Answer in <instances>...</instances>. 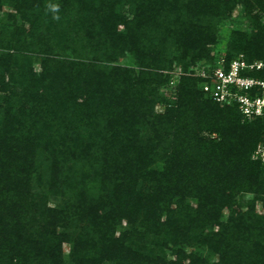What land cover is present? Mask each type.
<instances>
[{
	"label": "trees",
	"instance_id": "trees-1",
	"mask_svg": "<svg viewBox=\"0 0 264 264\" xmlns=\"http://www.w3.org/2000/svg\"><path fill=\"white\" fill-rule=\"evenodd\" d=\"M6 4L0 264H264V166L251 158L264 122L185 74L212 60L235 11L226 60L264 59V0Z\"/></svg>",
	"mask_w": 264,
	"mask_h": 264
},
{
	"label": "built area",
	"instance_id": "built-area-1",
	"mask_svg": "<svg viewBox=\"0 0 264 264\" xmlns=\"http://www.w3.org/2000/svg\"><path fill=\"white\" fill-rule=\"evenodd\" d=\"M186 73L180 67L165 71L177 77L188 74L200 78L204 94L221 106H235L242 122L259 119L264 122V59L249 61L239 53L230 60L204 62ZM251 158L264 166V132Z\"/></svg>",
	"mask_w": 264,
	"mask_h": 264
},
{
	"label": "rangeland",
	"instance_id": "rangeland-1",
	"mask_svg": "<svg viewBox=\"0 0 264 264\" xmlns=\"http://www.w3.org/2000/svg\"><path fill=\"white\" fill-rule=\"evenodd\" d=\"M13 10L6 5H4L2 7V9H0V24L2 23H9L11 22V20H9L7 18V13L8 12H12ZM240 16H238V12L235 11L231 18L229 19H226L224 21H221V27H220V35H219V38L217 39V42L211 46V55H212V60L211 61H218L220 59H226V56L230 53L231 54V51H230V47L228 45V37L230 35V32L231 30H233L234 28L236 27H240L241 24H240ZM11 24V23H9ZM234 54V53H233ZM204 62H209V61H206L204 58L201 59V61L199 60V62L197 63L198 66L200 64H204ZM118 63L120 64H123V65H132L133 63V60L131 58V56L127 55L125 57H121L119 60H118ZM33 64H34V67L36 69V71L39 70V60H38V56H34L33 58ZM196 67L195 65H193L191 68H194ZM169 89L165 90V91H168ZM157 110H162V105H157L156 107ZM203 134H205V132H203ZM214 136V135H213ZM34 191L35 192H39L40 189L38 187H36V185L34 184ZM251 197V195L247 198ZM47 202L48 204L50 205H54V204H57L59 202V198L58 197H54V196H49L47 198ZM257 206H258V209L262 212H264V207L262 206V204L260 202H257ZM125 226V222H122V225L121 227H124ZM187 250H191V251H197V252H200L204 257L210 259V260H214L216 259V256L213 255V254H210L208 253L207 251H205L204 249L202 248H199L195 245L193 246H189V247H186ZM63 252H64V258L69 261V258H68V253H69V244L67 243H64L63 244ZM165 253H167V258L168 259H173L172 255L170 254V251L166 250Z\"/></svg>",
	"mask_w": 264,
	"mask_h": 264
},
{
	"label": "clouds",
	"instance_id": "clouds-1",
	"mask_svg": "<svg viewBox=\"0 0 264 264\" xmlns=\"http://www.w3.org/2000/svg\"><path fill=\"white\" fill-rule=\"evenodd\" d=\"M48 8H49V10L51 11V12H53V13H57L58 11H59V7H58V5H55V4H50V5H48ZM59 16L58 15H54L53 16V19H56V20H59Z\"/></svg>",
	"mask_w": 264,
	"mask_h": 264
}]
</instances>
